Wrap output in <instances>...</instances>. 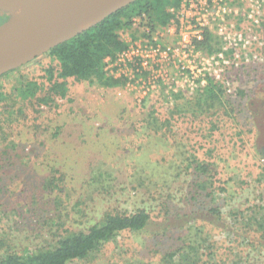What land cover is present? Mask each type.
Segmentation results:
<instances>
[{
  "label": "trees",
  "instance_id": "trees-1",
  "mask_svg": "<svg viewBox=\"0 0 264 264\" xmlns=\"http://www.w3.org/2000/svg\"><path fill=\"white\" fill-rule=\"evenodd\" d=\"M183 1L133 0L37 57L49 61L39 77L29 79L21 75L9 88L0 84V131L2 135H11L6 140L8 143L0 145V190H4L7 182H15L5 174V169H11L17 177L28 167V160H33L31 153L24 151L25 142L33 143V139L43 137L50 141L60 138L66 144V140L75 137L79 141L82 137L83 145L87 144L88 131H70L69 122L63 123L60 118L54 123L46 118L47 113L58 108V100L66 99L70 81L104 89L123 86L126 80L107 69V61L116 60L127 49L123 31L135 26L147 28L150 34L165 29L173 18L171 10L178 9ZM208 41L210 38H206L203 50L212 53ZM18 70L5 73L0 80ZM236 90V96L246 99L242 107L247 113L252 147L257 158L264 162V84L248 92ZM177 99L167 113L159 111L161 105H152L150 109L144 104L123 125L133 133L152 134L167 141L178 132L185 134V128H194L197 121L202 125L209 121L214 127L218 121L234 120L236 115L232 118L231 114L236 109L243 111L232 102L222 85L214 81H209L194 98L177 96ZM65 149L74 152L77 147ZM46 152L47 158L29 169L34 172L42 167L45 172L21 187L29 193L28 197L16 208H12L10 201L3 202L1 216L7 215L5 210L10 208L14 210V219L24 214L41 216L42 223L37 221L41 228L50 236L59 231L60 235L50 247L3 251L0 264L85 261L122 233H147L151 241L162 245L155 251L157 254L146 259L147 264H264V207L255 206L260 201L252 191V184L242 181L235 187L232 179H226L219 171L216 161L201 162L194 157L186 164L179 155L172 162L136 167L123 175L124 169L115 171L91 160L68 165L70 155L61 151L65 163L59 165L58 155L51 150ZM75 167L79 174L73 172ZM127 167L131 168V164ZM188 174H191L189 179ZM100 197L110 199L114 205L108 206L86 228L65 229L71 221L70 215L86 216V209L98 203ZM118 197L125 198L124 204L129 201L132 204L123 206Z\"/></svg>",
  "mask_w": 264,
  "mask_h": 264
},
{
  "label": "rangeland",
  "instance_id": "rangeland-1",
  "mask_svg": "<svg viewBox=\"0 0 264 264\" xmlns=\"http://www.w3.org/2000/svg\"><path fill=\"white\" fill-rule=\"evenodd\" d=\"M222 4L227 7L224 21L208 20L207 27L204 28V40L196 49L200 58H189V61L194 69L204 68V71L201 70V74L205 80V86L209 81L222 85L226 94L230 95L232 102L242 107L246 99L236 96V89L248 92L253 87L264 84V0H222ZM11 16L9 11L1 12L0 18L3 19V22L0 23V27ZM154 33L158 36L160 44L175 42V35L168 29L159 28ZM227 34L230 35V39L226 40L225 35ZM122 35L128 44H132L138 38H146L143 30L138 26L123 31ZM233 37H241L242 41H248L249 45L245 48L242 45L233 47L232 44L230 45L233 42ZM206 38H210L208 42L213 49L212 53L203 50ZM235 40L238 41V38ZM201 58L205 59L204 64ZM124 61L128 64L127 59ZM48 62L47 58H37L19 68L17 73L1 79L0 84L9 88L21 75L29 79L39 77L41 69ZM107 68L114 75L128 74V71L123 69L119 58L107 62ZM210 71L211 75H209ZM214 71L215 74H213ZM134 77L140 79L144 78V75L138 76L134 72ZM138 86L141 87L136 83L128 84L126 80L123 86L104 89L70 81L66 99L58 100V108L51 114L48 112L46 118H51L54 123L61 118L64 120L63 123L71 124L70 131L72 129L77 132L88 131L87 139H90L84 145L82 137L79 139L80 142L74 137L71 138L72 140H66V144H62L58 140L60 138L50 141L43 140V137L33 139V143L25 142L27 145L24 146V151L31 153L30 159L33 160H28V167L25 166L23 172H19L17 177H14L11 169H5V174L15 179V182L13 184L7 182L4 190H0V208L3 202L8 204L9 201L12 203V208L21 206L29 195L28 192H23L21 188L23 183L29 184L31 180L42 176L41 172H45L42 167H37L34 172H29V169L34 164H41L47 158V150L58 155L59 165L65 163L61 156V152H65L70 155L66 161L68 165L72 166L76 162L81 165L83 161L91 160L94 163L105 164L106 168L115 171H119V168L124 169L123 175L136 167L172 162L175 160L174 157L179 155L186 161V164L194 157L201 162L216 161L219 171L224 174L226 179H232L235 187L237 184L239 186L242 181L252 184V191L256 199L260 201L255 206L264 207V162L259 160L254 153L251 129L246 124L245 107H242L243 111L237 110L235 107L236 111L231 114V117L233 118V115L236 117L231 120L232 123H229V120L223 123L218 121V124L212 127L208 123L209 121L203 125L197 121L194 128H185V134L178 132L176 136L165 141L152 134L146 136L142 132L133 133L123 125V121L133 118L144 104L150 109L153 108L152 105H161L159 111L167 113L178 100L177 96L194 98L200 93L202 87L197 85L191 89L190 86L184 84L183 88H179V91L174 93L167 90L165 86H161L158 90L148 92L143 98ZM72 100L73 102H71ZM213 121H216L215 118ZM1 132L3 131H0V145L4 146L8 143L6 140L11 135H2ZM237 133H240V136H237ZM98 137L100 138L97 139ZM68 146L72 150H75L76 147L77 149L74 152H69L65 149ZM180 150L185 155L181 156ZM90 152L96 153L93 155ZM37 155L40 156L38 159ZM129 164H131V168L127 167ZM73 172L79 174L80 170L75 167ZM190 176L191 174H188V179ZM5 179L7 180L6 177ZM123 200L125 198L121 197L120 204L123 206L132 204L131 201L124 204ZM68 203L71 206V202ZM112 205L114 203L110 199L100 197L98 203L86 209V216L79 217L80 213L73 214L72 217L70 215L71 221L67 223L65 229L69 227L68 230L76 231L88 227L99 219L108 206ZM12 211L14 210L11 208L6 209L7 215L2 217L3 211L0 209V253L15 249L21 251L29 248L35 249L47 245L50 247L58 239L60 231L54 233L56 237L50 236L46 230L41 228V224H38L37 221L42 223L41 216L24 214L20 218L14 219L15 214ZM22 213H26V209H22ZM64 233L63 230L61 234ZM161 248L162 245L151 241V235L147 233L139 235L122 233L113 242L105 244L93 258L76 261L72 264H147L146 259L157 254L155 251ZM149 252L150 255L147 256Z\"/></svg>",
  "mask_w": 264,
  "mask_h": 264
},
{
  "label": "built area",
  "instance_id": "built-area-1",
  "mask_svg": "<svg viewBox=\"0 0 264 264\" xmlns=\"http://www.w3.org/2000/svg\"><path fill=\"white\" fill-rule=\"evenodd\" d=\"M226 8L222 0H184L178 9L171 10L173 18L165 28L175 35V42L160 44L156 33L150 34L147 28H142L146 38H138L132 44L127 43V49L117 56L128 74L115 76H124L128 84H140L141 87H138L143 98L148 92L158 90L161 86L174 93L183 88L184 84L191 89L197 85L203 88L205 80L202 78L201 70L204 71V68L194 69L189 58H200L196 49L204 40V28L207 27L208 20L224 21ZM228 38L230 39V35H225V39ZM233 38V42L230 43L233 47L242 45L245 48L249 45L248 41H242L241 37ZM235 38H238V41ZM124 59H127L128 64ZM201 59L204 64L205 59ZM211 59L213 60L212 57ZM134 72L138 76L144 75V78H133ZM211 74L210 71L209 75Z\"/></svg>",
  "mask_w": 264,
  "mask_h": 264
},
{
  "label": "water",
  "instance_id": "water-1",
  "mask_svg": "<svg viewBox=\"0 0 264 264\" xmlns=\"http://www.w3.org/2000/svg\"><path fill=\"white\" fill-rule=\"evenodd\" d=\"M95 1L96 0H60L57 4H41L27 7L22 11L20 21L16 26H12V12L5 3L0 1V13L9 11L12 15L11 18L0 27V76L28 64L59 43L66 41L75 34L96 24L109 13L123 7L133 0H129L118 8L107 12L98 21L82 30L70 35L65 34L70 26L93 6ZM52 14L58 15V19L49 34L40 38L29 50L19 53V49L27 35L28 26L34 18L41 16L45 17Z\"/></svg>",
  "mask_w": 264,
  "mask_h": 264
},
{
  "label": "bare ground",
  "instance_id": "bare-ground-1",
  "mask_svg": "<svg viewBox=\"0 0 264 264\" xmlns=\"http://www.w3.org/2000/svg\"><path fill=\"white\" fill-rule=\"evenodd\" d=\"M8 6L13 14L12 26L18 25L20 15L27 7L41 4H57L60 0H0ZM129 0H96L93 6L88 9L74 24L70 26L65 34L70 35L78 32L96 21H98L107 12L112 11L123 5ZM58 15L52 14L47 16L36 17L28 26V32L19 49V53H23L36 43L40 38L49 34L53 28Z\"/></svg>",
  "mask_w": 264,
  "mask_h": 264
}]
</instances>
